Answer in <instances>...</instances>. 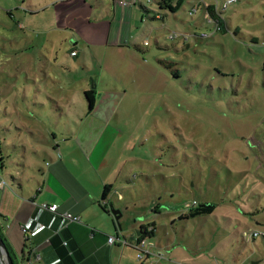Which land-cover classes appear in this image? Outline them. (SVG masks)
I'll return each instance as SVG.
<instances>
[{
	"label": "rangeland",
	"instance_id": "1",
	"mask_svg": "<svg viewBox=\"0 0 264 264\" xmlns=\"http://www.w3.org/2000/svg\"><path fill=\"white\" fill-rule=\"evenodd\" d=\"M82 1L0 0V140L7 144L0 149V179L31 172L27 165L20 173L12 169L23 152L14 147L16 138L29 164L40 167L46 159L35 154L30 136L48 132V97L56 92L48 81L35 86L26 71L39 72L38 65L47 63L58 76L76 79L100 70L101 55L91 51L81 54L80 66L72 57L65 62L73 47L88 49L95 41L94 26L75 24ZM212 1L185 0L175 14L148 12L140 26L151 46L135 57L147 65L140 90L124 85L131 126L125 152L139 159V168L123 199L113 200L130 225L159 215L151 244L164 249L165 259L155 264H264V0L229 6L226 32L203 18ZM193 6L200 11L191 17ZM165 14L164 20L154 17ZM9 21L12 29L4 27ZM65 23L51 35L31 32ZM171 32L189 36L172 39ZM20 62H27L26 69ZM194 202L217 208L179 219ZM156 205L165 213L153 215ZM254 231L260 234L255 240Z\"/></svg>",
	"mask_w": 264,
	"mask_h": 264
},
{
	"label": "crops",
	"instance_id": "2",
	"mask_svg": "<svg viewBox=\"0 0 264 264\" xmlns=\"http://www.w3.org/2000/svg\"><path fill=\"white\" fill-rule=\"evenodd\" d=\"M125 2L128 5H124ZM82 5L73 14L78 16L76 21H80L75 24L94 26L95 41L88 49L73 47L65 62L69 63L72 57L73 65L80 66L81 54L86 57L91 51L101 55L96 63L100 70L83 73L76 79L65 74L58 76L47 63L38 65L39 72L26 71L31 74L35 86L48 81L56 92L55 96L48 97L52 112L48 132H33L30 136L37 149L35 154L42 152L46 159L40 167L29 164L22 154L25 145L15 139L14 147L23 152L12 169L20 173L27 165L31 172L29 177L27 173L24 176L8 173V178L2 175L0 230L12 248L17 264L28 261L31 264H149L140 261L138 251L126 242L138 241L141 226L155 224L157 227L159 215L151 222L145 223L139 218L136 224L130 225L129 219L121 220L124 212L121 211L117 221L111 208L118 209L113 199L115 196L119 201L123 199L122 190H127L126 186L135 176L132 172L139 168V159L125 152L130 139L127 131L131 126H127L123 104L124 85L129 82L139 91L141 73L147 66L135 58L137 54L148 52L145 47L151 46L150 42L145 45L146 31L141 29L140 23L150 11L160 15L162 12L169 14V10L149 0H83ZM157 15L154 17L159 20L169 16L165 14L160 19ZM63 25L31 32L51 35L69 24ZM4 27L12 29L13 25L9 21ZM73 51L76 55H72ZM61 61L62 65L64 60ZM161 61L159 58L158 64ZM26 66L27 62L19 63V68L26 69ZM151 68L154 73L159 72L156 65L151 64ZM90 89L97 92L96 104L91 111L84 95ZM34 106L49 110L43 104L34 103ZM31 112L39 115L35 110ZM54 116L57 119L53 120ZM3 148H7L5 142L0 146L2 152ZM118 194L122 195L121 199ZM43 204H58L59 213L43 208ZM154 208L153 215L165 213L158 205ZM66 212L78 216L79 221L64 217L62 213ZM187 213L182 210L179 219ZM171 219L174 222L176 216ZM109 236H115L117 240L110 244ZM152 249L164 253L160 245H154Z\"/></svg>",
	"mask_w": 264,
	"mask_h": 264
},
{
	"label": "built area",
	"instance_id": "3",
	"mask_svg": "<svg viewBox=\"0 0 264 264\" xmlns=\"http://www.w3.org/2000/svg\"><path fill=\"white\" fill-rule=\"evenodd\" d=\"M150 2L152 0H149ZM240 0H213L212 3H205L204 5V13H203V18L208 21V23H215L214 19L211 16V12L209 10L210 6L214 7V11L216 12H221L222 16H223V12L231 5L239 2ZM204 2V1H203ZM132 3V2H131ZM124 5H128V2L123 3ZM200 11V9L197 6H193L190 11H189V15L191 17L195 16L198 12ZM217 25V29L220 30V26L218 24ZM187 34H179L177 32H171L170 33V38L175 39V38H179V37H186L187 38ZM149 42L146 41L145 45H148ZM76 51L72 52V55H76ZM4 182H1L0 185H3ZM119 199L122 198L121 194H118ZM43 208L53 212V213H59V205L58 204H43L42 205ZM192 206H197L196 202H194L193 204H191L190 207ZM189 207V208H190ZM188 208V209H189ZM62 215L64 217H66L67 219H69L70 221H79V217L76 215H73L72 213L66 212V213H62ZM26 229H24L25 231ZM252 239L255 240L256 237H258L260 234L256 231H254L252 234ZM264 236V235H263ZM116 237L115 236H109L108 238V242L110 244L114 243L116 241ZM127 244H129L130 242H126ZM134 244H137V248H138V259L140 261H145L149 264H154V262L156 260L159 259H163L165 256L163 253H161V251H157V250H153L152 247H154V245L151 244L150 240H146V239H140L137 242H134ZM25 264H31L29 261L26 262ZM36 264H40V263H36Z\"/></svg>",
	"mask_w": 264,
	"mask_h": 264
},
{
	"label": "trees",
	"instance_id": "4",
	"mask_svg": "<svg viewBox=\"0 0 264 264\" xmlns=\"http://www.w3.org/2000/svg\"><path fill=\"white\" fill-rule=\"evenodd\" d=\"M151 2L160 5L162 9L170 10L173 13H176L184 4L185 0H152ZM209 10L211 12V16L214 19L215 24H218L220 26V30L223 32H226V22L224 16H222L221 12L214 11V7L210 6ZM196 35V34H195ZM85 99L88 103V108L91 111L96 104L97 99V92L95 89H90L85 91L84 93ZM217 208V204L214 203H203L201 205L192 206L188 209L187 215H181L180 219L190 218V217H196L203 214H211L213 213ZM139 239H146V240H152L156 236V227L155 224H149L147 226H141L140 230L138 231ZM0 235L6 245L7 250L9 251V254L12 256V258L16 263L15 255L10 247L6 237L0 230ZM128 246L133 247L134 249L138 250L137 244H134V242H130Z\"/></svg>",
	"mask_w": 264,
	"mask_h": 264
},
{
	"label": "water",
	"instance_id": "5",
	"mask_svg": "<svg viewBox=\"0 0 264 264\" xmlns=\"http://www.w3.org/2000/svg\"><path fill=\"white\" fill-rule=\"evenodd\" d=\"M111 212L114 215L115 219L118 221L121 217V211L119 209L111 208ZM0 264H15L14 259L9 254V251L6 248V245L0 235Z\"/></svg>",
	"mask_w": 264,
	"mask_h": 264
}]
</instances>
